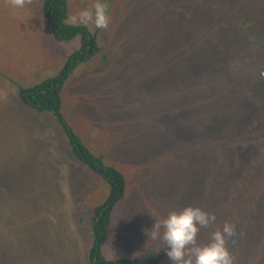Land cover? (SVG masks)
Returning <instances> with one entry per match:
<instances>
[{
    "label": "rangeland",
    "instance_id": "374dc122",
    "mask_svg": "<svg viewBox=\"0 0 264 264\" xmlns=\"http://www.w3.org/2000/svg\"><path fill=\"white\" fill-rule=\"evenodd\" d=\"M45 0H0V264H90L104 178L80 161L62 125L19 87L59 73L80 38L57 39ZM99 51L61 89L79 141L124 176L101 253L158 258L148 232L171 209L225 222L234 264H264V0H67ZM100 2L106 29L74 21Z\"/></svg>",
    "mask_w": 264,
    "mask_h": 264
},
{
    "label": "trees",
    "instance_id": "16d2710c",
    "mask_svg": "<svg viewBox=\"0 0 264 264\" xmlns=\"http://www.w3.org/2000/svg\"><path fill=\"white\" fill-rule=\"evenodd\" d=\"M67 11V0H45L44 2V14L53 36L57 39H71L78 36L80 38L79 48L69 54L65 67L59 73L49 76L35 85L26 88L19 87V96L31 107L51 113L65 130L74 156L101 175L109 186L106 199L94 210L95 216L92 224L94 238L89 250L90 264H159L158 258L150 256L108 260L101 253V245L107 235L112 208L123 192L125 178L116 167L107 164L102 155H97L85 147L62 116L61 89L64 82L79 63L89 59L100 49L95 35L86 26L67 22Z\"/></svg>",
    "mask_w": 264,
    "mask_h": 264
},
{
    "label": "clouds",
    "instance_id": "9594fccd",
    "mask_svg": "<svg viewBox=\"0 0 264 264\" xmlns=\"http://www.w3.org/2000/svg\"><path fill=\"white\" fill-rule=\"evenodd\" d=\"M22 6L23 0H14ZM80 23L93 22L98 29H106L109 16L105 6L97 2L94 12L81 10L73 17ZM216 217L199 206L188 205L181 209H171L167 215L155 218L148 235L153 240H161L166 256L172 264H234L228 248V241L235 236V225L225 222L222 227L211 232L206 243L198 242L201 228L213 224Z\"/></svg>",
    "mask_w": 264,
    "mask_h": 264
},
{
    "label": "crops",
    "instance_id": "0c3cea01",
    "mask_svg": "<svg viewBox=\"0 0 264 264\" xmlns=\"http://www.w3.org/2000/svg\"><path fill=\"white\" fill-rule=\"evenodd\" d=\"M66 16H67V14H66ZM68 18H69V16H67V21H68Z\"/></svg>",
    "mask_w": 264,
    "mask_h": 264
}]
</instances>
